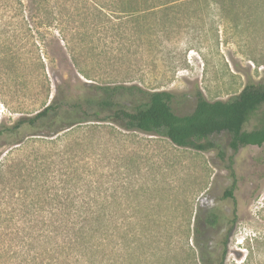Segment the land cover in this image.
I'll return each instance as SVG.
<instances>
[{"label":"rangeland","instance_id":"374dc122","mask_svg":"<svg viewBox=\"0 0 264 264\" xmlns=\"http://www.w3.org/2000/svg\"><path fill=\"white\" fill-rule=\"evenodd\" d=\"M20 1L0 0L2 126L41 108L56 89L63 95L91 82L71 53L95 82L173 92L180 115L192 111L197 92L227 100L264 83V0H131L133 18L105 19L82 42L72 33L70 52L54 24ZM261 112L244 128L257 126ZM33 131L0 137V211L15 208L13 223L46 220L22 216L27 206L105 208L118 232L96 264H199L194 215L212 210L225 218L202 230L208 264H264V143L233 152L222 132L207 138L217 147L198 150L107 121ZM231 170L234 199L223 197Z\"/></svg>","mask_w":264,"mask_h":264},{"label":"trees","instance_id":"16d2710c","mask_svg":"<svg viewBox=\"0 0 264 264\" xmlns=\"http://www.w3.org/2000/svg\"><path fill=\"white\" fill-rule=\"evenodd\" d=\"M18 1L21 6L22 1ZM24 1L28 13L41 12L44 25L54 24L69 52L74 50L72 33L82 42L89 28L102 29L103 20L115 18V15L133 18L137 10L131 0L120 3L118 0ZM71 60L77 71L91 82H84L82 90L71 88L63 95L56 89L38 110L19 115L11 125L2 126L0 122V137L24 128L33 129L32 134L48 135L78 123L107 121L124 130L162 135L178 146L198 150L217 147L207 138L222 132L228 134V146L233 152L245 145L264 143V83H247L227 100L209 101L197 92L192 111L180 115L172 108L173 92L146 89L137 83L95 82L72 53ZM261 109L257 126L245 129L244 124ZM230 173L233 181L224 190L223 197L234 199L235 178L232 170ZM29 207L18 211L24 213L22 216L38 215L46 220L19 225L12 221L15 208L11 212L0 211V216L7 221L6 224L0 222V264H96L100 262L96 255L103 249L104 240L115 237L118 232L117 226L105 222L108 216L105 208ZM231 215L227 219L229 228L236 221L235 206ZM224 218L212 210L201 218L199 214L194 215V242L199 264H208L210 257L203 228H212ZM224 254L225 249L219 262Z\"/></svg>","mask_w":264,"mask_h":264}]
</instances>
